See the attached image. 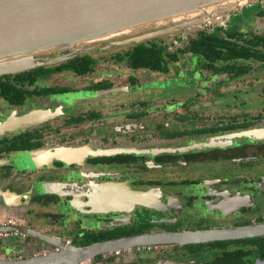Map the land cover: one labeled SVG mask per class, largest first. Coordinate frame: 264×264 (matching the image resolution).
<instances>
[{
    "label": "flooded vegetation",
    "instance_id": "af4514ba",
    "mask_svg": "<svg viewBox=\"0 0 264 264\" xmlns=\"http://www.w3.org/2000/svg\"><path fill=\"white\" fill-rule=\"evenodd\" d=\"M216 20L151 39L165 53L152 69L126 55L148 40L116 43L154 30L0 76V228L101 247L74 264H264L256 238L157 243L264 224V0ZM56 250L0 232V260Z\"/></svg>",
    "mask_w": 264,
    "mask_h": 264
},
{
    "label": "water",
    "instance_id": "95a60500",
    "mask_svg": "<svg viewBox=\"0 0 264 264\" xmlns=\"http://www.w3.org/2000/svg\"><path fill=\"white\" fill-rule=\"evenodd\" d=\"M248 0H0V76L54 66L79 56L87 46L112 41L151 25L152 32L116 44L140 43L195 29ZM28 161V160H27ZM2 163V162H0ZM20 159L11 160L19 170ZM1 233L26 234L57 250L25 260L0 264H74L100 252V246L66 247L23 226L9 225ZM264 237V224L228 230L187 232L161 238L157 243L186 244ZM146 239L120 240L113 247L144 244ZM150 242V240H147Z\"/></svg>",
    "mask_w": 264,
    "mask_h": 264
},
{
    "label": "trees",
    "instance_id": "16d2710c",
    "mask_svg": "<svg viewBox=\"0 0 264 264\" xmlns=\"http://www.w3.org/2000/svg\"><path fill=\"white\" fill-rule=\"evenodd\" d=\"M153 41L155 40H148L140 44H134L127 51L126 55H128V58L133 67L141 68V69L142 68L152 69L155 62H158L159 59L164 60L165 53H163L161 49H158L156 44L155 43L153 44ZM82 60H85V59H77V60L71 61L67 63L65 66H68L69 69H73V70L77 69V71L80 72L81 68H78L77 66L73 65V63H78V62H81ZM38 70H42V69L38 68ZM245 242L256 245L257 247L264 246V238L250 239ZM238 243H241V242H238Z\"/></svg>",
    "mask_w": 264,
    "mask_h": 264
},
{
    "label": "rangeland",
    "instance_id": "374dc122",
    "mask_svg": "<svg viewBox=\"0 0 264 264\" xmlns=\"http://www.w3.org/2000/svg\"><path fill=\"white\" fill-rule=\"evenodd\" d=\"M256 0H248L241 8H237V9H232V10H230V11H226V12H223V13H217V15H218V17L217 18H219V17H225V16H228V14H230V13H233V12H239V11H241V9L242 8H244L245 6H247L248 4H250V3H252V2H255ZM217 20H216V16H213V17H211V19L209 20V21H207V22H205V23H203L201 26H199L198 28H195V29H190V30H187L186 32H179V33H177V34H175V35H169V36H164V37H162V38H164L165 40H168V41H170L171 39H173V38H183V39H186V33H193V32H195V31H197V30H199V29H201L202 27H203V25H207V24H214L215 22H216ZM216 24H217V22H216ZM160 28V26H156V25H151V26H149V27H146V28H143V29H139V30H136V31H134V32H132V33H130V34H126V35H122V36H120V37H124V36H133V35H136V34H139V33H142V32H147V31H151V30H157V29H159ZM120 37H118V38H120ZM108 41H110V40H108ZM103 42H107V41H103ZM103 42H98V43H103ZM95 44V43H94ZM22 210V209H21ZM130 258H131V255L130 256H128L127 257V260H130Z\"/></svg>",
    "mask_w": 264,
    "mask_h": 264
},
{
    "label": "crops",
    "instance_id": "0c3cea01",
    "mask_svg": "<svg viewBox=\"0 0 264 264\" xmlns=\"http://www.w3.org/2000/svg\"><path fill=\"white\" fill-rule=\"evenodd\" d=\"M17 185H18V184H17ZM15 208H17V207H15ZM15 208H14V209H15ZM19 211H20L19 208H17L14 212H15V213L17 212L16 214H19V213H18ZM15 213H14V214H15Z\"/></svg>",
    "mask_w": 264,
    "mask_h": 264
}]
</instances>
